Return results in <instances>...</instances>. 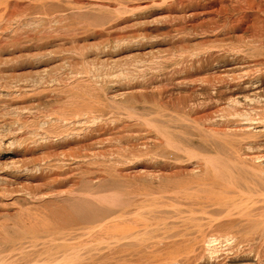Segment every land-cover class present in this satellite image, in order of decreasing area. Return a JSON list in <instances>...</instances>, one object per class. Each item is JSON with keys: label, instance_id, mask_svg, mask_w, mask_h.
I'll return each mask as SVG.
<instances>
[{"label": "bare ground", "instance_id": "bare-ground-1", "mask_svg": "<svg viewBox=\"0 0 264 264\" xmlns=\"http://www.w3.org/2000/svg\"><path fill=\"white\" fill-rule=\"evenodd\" d=\"M0 264H264V0H0Z\"/></svg>", "mask_w": 264, "mask_h": 264}]
</instances>
